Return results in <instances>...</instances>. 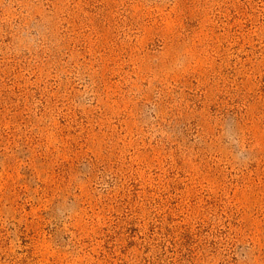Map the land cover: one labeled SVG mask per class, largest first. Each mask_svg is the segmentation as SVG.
I'll use <instances>...</instances> for the list:
<instances>
[{
	"label": "rangeland",
	"instance_id": "obj_1",
	"mask_svg": "<svg viewBox=\"0 0 264 264\" xmlns=\"http://www.w3.org/2000/svg\"><path fill=\"white\" fill-rule=\"evenodd\" d=\"M0 264H264V0H0Z\"/></svg>",
	"mask_w": 264,
	"mask_h": 264
}]
</instances>
